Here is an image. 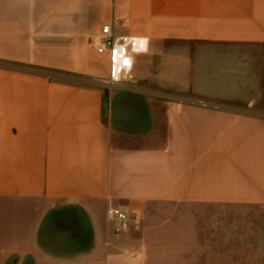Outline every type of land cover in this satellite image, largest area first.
Instances as JSON below:
<instances>
[{"label": "crops", "instance_id": "1", "mask_svg": "<svg viewBox=\"0 0 264 264\" xmlns=\"http://www.w3.org/2000/svg\"><path fill=\"white\" fill-rule=\"evenodd\" d=\"M114 17L147 48L108 90ZM4 212L6 264H264V0H0Z\"/></svg>", "mask_w": 264, "mask_h": 264}, {"label": "built area", "instance_id": "2", "mask_svg": "<svg viewBox=\"0 0 264 264\" xmlns=\"http://www.w3.org/2000/svg\"><path fill=\"white\" fill-rule=\"evenodd\" d=\"M120 17H114L110 24L102 27L101 34L94 39L97 53L107 55L109 58V76L101 80L100 85L104 89L115 90L133 69V57L135 54L144 53L147 45L143 39H137L115 32V27L121 23ZM107 216L115 223L114 233L120 235L127 231L133 224H138V214L128 213L118 208L108 210Z\"/></svg>", "mask_w": 264, "mask_h": 264}, {"label": "rangeland", "instance_id": "3", "mask_svg": "<svg viewBox=\"0 0 264 264\" xmlns=\"http://www.w3.org/2000/svg\"><path fill=\"white\" fill-rule=\"evenodd\" d=\"M252 223L250 222V227L246 229L245 224H244V217L242 215L238 214H232V242L233 245L237 243L238 241V236L240 238V241H244L245 243H252L258 236H260V231L263 230L264 228V214H252ZM237 220H240V222H236ZM0 223L3 224L0 225V229L4 230V224H5V212L3 215L0 217ZM245 230L252 231L248 232L250 238L248 237L246 240V234ZM239 241V242H240ZM2 252V251H1ZM0 264H6V258L5 256L0 254ZM190 264H195V263H190ZM197 264V263H196ZM199 264H256V262H241V263H232V262H204V263H199Z\"/></svg>", "mask_w": 264, "mask_h": 264}]
</instances>
